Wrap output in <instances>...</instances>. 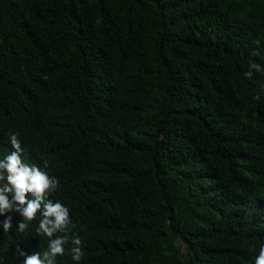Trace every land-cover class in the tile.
Segmentation results:
<instances>
[{"label":"trees","instance_id":"16d2710c","mask_svg":"<svg viewBox=\"0 0 264 264\" xmlns=\"http://www.w3.org/2000/svg\"><path fill=\"white\" fill-rule=\"evenodd\" d=\"M10 131L57 178L80 264H253L264 0H0V158ZM17 244L46 239L14 221L0 264Z\"/></svg>","mask_w":264,"mask_h":264},{"label":"clouds","instance_id":"9594fccd","mask_svg":"<svg viewBox=\"0 0 264 264\" xmlns=\"http://www.w3.org/2000/svg\"><path fill=\"white\" fill-rule=\"evenodd\" d=\"M19 132L10 131L7 143L11 151L0 158V231L35 234L46 239V247L28 254L19 244L15 254L23 258V264H55L58 256L68 255L73 264H80L84 252L82 241L75 232L69 236L72 225L69 208L52 198L57 191L58 180L44 168L24 161V149ZM35 221V224L33 222ZM253 264H264V243L258 247Z\"/></svg>","mask_w":264,"mask_h":264}]
</instances>
